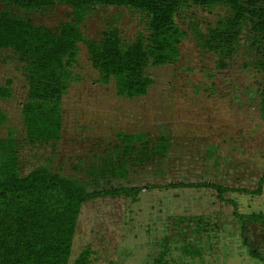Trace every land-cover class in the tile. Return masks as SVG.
<instances>
[{
  "label": "rangeland",
  "instance_id": "rangeland-1",
  "mask_svg": "<svg viewBox=\"0 0 264 264\" xmlns=\"http://www.w3.org/2000/svg\"><path fill=\"white\" fill-rule=\"evenodd\" d=\"M70 7L56 5L32 14L37 24L54 27L64 21ZM223 14L191 8L178 20L187 31L176 63L147 67L154 83L141 97H118L114 82H97L86 47L79 43L80 80L72 82L62 97L61 136L48 143H20L22 171L48 163L52 171L87 179L85 167L117 142L116 133L143 132L149 145L168 139L163 158L131 168L127 179L101 181V186H132L134 195L101 197L85 202L72 242L70 263L88 247L97 264H156L163 249L165 264H264L249 256L243 245L234 204L239 212H264V185L260 195L227 191L220 200L211 188H149L168 182H213L235 188H255L264 170V120L255 95V71L244 67L250 59L241 47L230 65L214 67L215 57L198 47L195 20L205 31ZM110 26L126 40L144 29L136 12L114 6L95 7L82 24L87 38H100ZM22 63L11 51H0V85L11 80L12 96L0 100L7 119L0 128L13 130L19 141L25 136L22 104L27 82ZM212 73V75H210ZM215 146L213 155L210 148ZM247 236L264 254V226L247 224ZM196 246L194 256L185 249Z\"/></svg>",
  "mask_w": 264,
  "mask_h": 264
},
{
  "label": "trees",
  "instance_id": "trees-1",
  "mask_svg": "<svg viewBox=\"0 0 264 264\" xmlns=\"http://www.w3.org/2000/svg\"><path fill=\"white\" fill-rule=\"evenodd\" d=\"M56 5L70 7L67 18L54 27L37 24L32 14ZM114 6L136 12L144 29L126 40L120 30L110 26L100 38H87L82 24L95 7ZM193 7L223 14L205 31L191 20L198 47L214 57L217 70L227 68L248 36L245 50L250 59L244 67L255 71V95L259 98L260 118L264 120V0H0V51L13 52L22 63L27 82V96L22 104L25 136L19 141L13 130L0 134V264H71L73 237L81 207L101 197L134 196L138 187L101 186L109 179L125 180L131 168L143 162L163 158L168 139L160 136L149 143L143 132L116 133L117 142L96 156L85 167L87 179L65 176L52 171L48 163L23 172L20 143H48L61 136L62 97L72 82L80 80L79 43L86 47L88 58L98 72L97 82H114L118 97H141L154 83L147 67L173 64L181 55L180 45L187 31L178 20ZM212 75V73H210ZM12 96L11 80L0 85V100ZM0 110V128L6 122ZM216 147L211 146L210 156ZM264 170L256 187L235 188L213 182H168L153 188H211L220 200L227 191L260 195ZM233 216L240 228L242 243L249 256L264 262V254L247 236V224L264 226V212ZM166 248L156 264H165ZM199 256L196 246L184 250ZM92 251L82 249L72 264H97Z\"/></svg>",
  "mask_w": 264,
  "mask_h": 264
}]
</instances>
